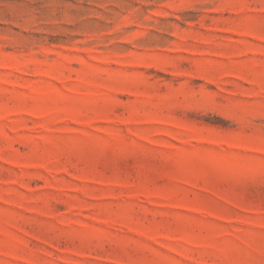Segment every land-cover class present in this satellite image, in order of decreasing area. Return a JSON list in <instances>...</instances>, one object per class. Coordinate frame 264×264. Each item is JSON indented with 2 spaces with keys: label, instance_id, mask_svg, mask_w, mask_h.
I'll use <instances>...</instances> for the list:
<instances>
[{
  "label": "rangeland",
  "instance_id": "374dc122",
  "mask_svg": "<svg viewBox=\"0 0 264 264\" xmlns=\"http://www.w3.org/2000/svg\"><path fill=\"white\" fill-rule=\"evenodd\" d=\"M0 264H264V0H0Z\"/></svg>",
  "mask_w": 264,
  "mask_h": 264
}]
</instances>
